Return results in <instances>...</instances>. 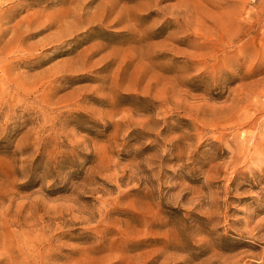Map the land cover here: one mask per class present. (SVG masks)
I'll use <instances>...</instances> for the list:
<instances>
[{
    "label": "rangeland",
    "instance_id": "obj_1",
    "mask_svg": "<svg viewBox=\"0 0 264 264\" xmlns=\"http://www.w3.org/2000/svg\"><path fill=\"white\" fill-rule=\"evenodd\" d=\"M0 264H264V0H0Z\"/></svg>",
    "mask_w": 264,
    "mask_h": 264
}]
</instances>
